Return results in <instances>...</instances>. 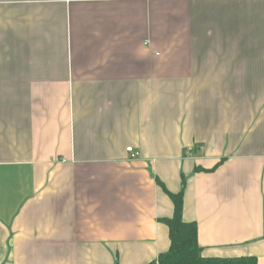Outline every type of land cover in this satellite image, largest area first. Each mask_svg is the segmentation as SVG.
Instances as JSON below:
<instances>
[{"label":"crops","instance_id":"0c3cea01","mask_svg":"<svg viewBox=\"0 0 264 264\" xmlns=\"http://www.w3.org/2000/svg\"><path fill=\"white\" fill-rule=\"evenodd\" d=\"M157 179L264 264V0H0V264L157 261Z\"/></svg>","mask_w":264,"mask_h":264},{"label":"trees","instance_id":"16d2710c","mask_svg":"<svg viewBox=\"0 0 264 264\" xmlns=\"http://www.w3.org/2000/svg\"><path fill=\"white\" fill-rule=\"evenodd\" d=\"M197 171L207 172L210 170L197 168ZM157 183L169 196L175 210L171 218L161 220L169 228L170 248L157 261L150 264H257L255 256H239V258L204 256L199 244L197 223H187L183 220L185 180L183 181L182 190L178 194L169 192L158 179Z\"/></svg>","mask_w":264,"mask_h":264},{"label":"built area","instance_id":"2783aa9c","mask_svg":"<svg viewBox=\"0 0 264 264\" xmlns=\"http://www.w3.org/2000/svg\"><path fill=\"white\" fill-rule=\"evenodd\" d=\"M127 152L131 154V158H130L131 160L140 158V155H141L140 152L137 150H134V148H128Z\"/></svg>","mask_w":264,"mask_h":264}]
</instances>
